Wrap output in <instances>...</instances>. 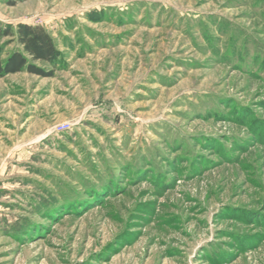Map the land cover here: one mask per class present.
I'll use <instances>...</instances> for the list:
<instances>
[{
	"label": "rangeland",
	"instance_id": "obj_1",
	"mask_svg": "<svg viewBox=\"0 0 264 264\" xmlns=\"http://www.w3.org/2000/svg\"><path fill=\"white\" fill-rule=\"evenodd\" d=\"M19 23L59 56L0 77V264H264V0H0Z\"/></svg>",
	"mask_w": 264,
	"mask_h": 264
},
{
	"label": "trees",
	"instance_id": "obj_2",
	"mask_svg": "<svg viewBox=\"0 0 264 264\" xmlns=\"http://www.w3.org/2000/svg\"><path fill=\"white\" fill-rule=\"evenodd\" d=\"M15 36L19 49L14 50L2 59L0 56V77L26 70L41 74L42 71L34 62L55 65L59 52L51 36L41 25L19 23L15 31L0 29V38Z\"/></svg>",
	"mask_w": 264,
	"mask_h": 264
}]
</instances>
